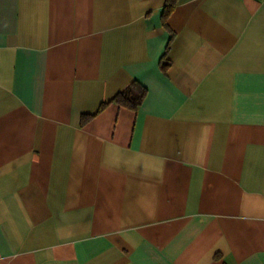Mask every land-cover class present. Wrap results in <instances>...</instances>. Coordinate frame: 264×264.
<instances>
[{
  "label": "crops",
  "instance_id": "1",
  "mask_svg": "<svg viewBox=\"0 0 264 264\" xmlns=\"http://www.w3.org/2000/svg\"><path fill=\"white\" fill-rule=\"evenodd\" d=\"M165 5L0 0V264H264V0Z\"/></svg>",
  "mask_w": 264,
  "mask_h": 264
},
{
  "label": "trees",
  "instance_id": "2",
  "mask_svg": "<svg viewBox=\"0 0 264 264\" xmlns=\"http://www.w3.org/2000/svg\"><path fill=\"white\" fill-rule=\"evenodd\" d=\"M177 0H166V5L164 8L163 15L164 17H167L174 9L176 5ZM146 94V89L140 85L137 82H133L131 85H129L125 90L122 92H118L111 100H109L107 103H116L122 107L131 109V110H137V108L140 106L144 96ZM102 103L99 107V111L107 104ZM90 116L89 115H83L82 119L83 122L87 120Z\"/></svg>",
  "mask_w": 264,
  "mask_h": 264
}]
</instances>
